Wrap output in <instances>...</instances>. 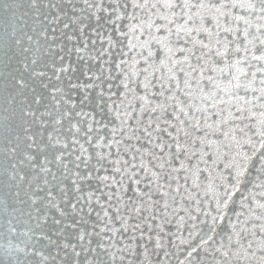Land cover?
Listing matches in <instances>:
<instances>
[{
  "label": "snow or ice",
  "instance_id": "snow-or-ice-1",
  "mask_svg": "<svg viewBox=\"0 0 264 264\" xmlns=\"http://www.w3.org/2000/svg\"><path fill=\"white\" fill-rule=\"evenodd\" d=\"M0 66V264H264V0H0Z\"/></svg>",
  "mask_w": 264,
  "mask_h": 264
},
{
  "label": "water",
  "instance_id": "water-1",
  "mask_svg": "<svg viewBox=\"0 0 264 264\" xmlns=\"http://www.w3.org/2000/svg\"><path fill=\"white\" fill-rule=\"evenodd\" d=\"M0 71H3L2 66H0ZM21 239L8 232L5 219L3 216H0V257H7L10 249L14 248L16 244H20L23 247V244L20 243Z\"/></svg>",
  "mask_w": 264,
  "mask_h": 264
}]
</instances>
